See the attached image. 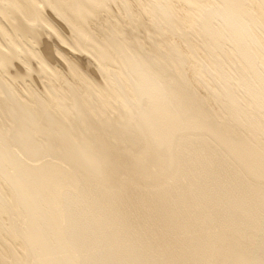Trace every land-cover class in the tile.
<instances>
[{"label": "bare ground", "instance_id": "bare-ground-1", "mask_svg": "<svg viewBox=\"0 0 264 264\" xmlns=\"http://www.w3.org/2000/svg\"><path fill=\"white\" fill-rule=\"evenodd\" d=\"M0 264H264V0H0Z\"/></svg>", "mask_w": 264, "mask_h": 264}]
</instances>
